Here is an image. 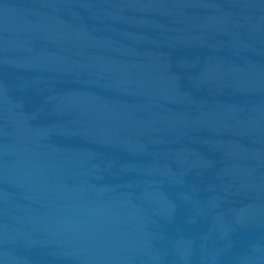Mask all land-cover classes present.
<instances>
[{
  "label": "water",
  "instance_id": "obj_1",
  "mask_svg": "<svg viewBox=\"0 0 264 264\" xmlns=\"http://www.w3.org/2000/svg\"><path fill=\"white\" fill-rule=\"evenodd\" d=\"M0 264H248L167 209L0 54Z\"/></svg>",
  "mask_w": 264,
  "mask_h": 264
}]
</instances>
